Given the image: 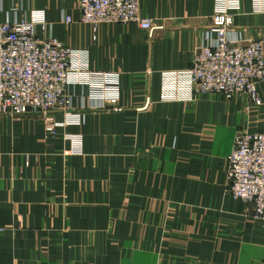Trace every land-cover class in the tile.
Listing matches in <instances>:
<instances>
[{"label":"crops","instance_id":"crops-1","mask_svg":"<svg viewBox=\"0 0 264 264\" xmlns=\"http://www.w3.org/2000/svg\"><path fill=\"white\" fill-rule=\"evenodd\" d=\"M141 10L153 31L95 30L80 0H0V25L45 20L39 38L84 51L120 87L102 108L89 84H71L83 119L62 124L58 111L54 134L42 114L0 115V264H264V220L227 176L237 135L264 131V80L256 105L247 93L195 94L188 74L217 12L233 16L232 33L264 40V0H141Z\"/></svg>","mask_w":264,"mask_h":264},{"label":"built area","instance_id":"built-area-1","mask_svg":"<svg viewBox=\"0 0 264 264\" xmlns=\"http://www.w3.org/2000/svg\"><path fill=\"white\" fill-rule=\"evenodd\" d=\"M81 22L96 30L101 24L136 23L153 31L154 21L145 17L141 0H80ZM72 22L71 17L65 18ZM216 37L197 48L188 69L190 88L195 94L217 93L232 98L247 93L262 104L259 83L264 80V40H246L230 31L233 16L220 11L213 16ZM37 25L48 29L45 20L9 19L0 25V115L13 117L42 114L46 130L54 134L61 125L54 121L58 111L62 124L81 122L73 111L71 84H89L92 107L105 108L119 96L116 75L91 72L86 53L72 49L49 35L42 40ZM82 109L85 108L83 103ZM229 192L252 206V217L264 220V131L240 132L227 159Z\"/></svg>","mask_w":264,"mask_h":264}]
</instances>
